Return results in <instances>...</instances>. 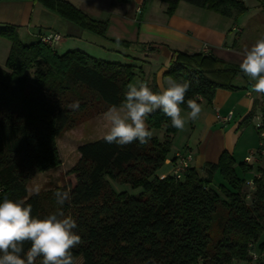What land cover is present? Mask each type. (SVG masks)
Instances as JSON below:
<instances>
[{"label": "trees", "instance_id": "obj_1", "mask_svg": "<svg viewBox=\"0 0 264 264\" xmlns=\"http://www.w3.org/2000/svg\"><path fill=\"white\" fill-rule=\"evenodd\" d=\"M35 1L95 35L107 32V22L93 19L67 0ZM159 1L167 4L169 17L180 3L233 21L248 10L238 0ZM260 3L264 8V0ZM17 33L14 26H0L1 38L12 44L6 68L0 69V201L5 195L24 199L32 205V215L41 218L58 209L71 215L77 223L74 231L82 239L73 249L81 264L253 262L251 246L264 234V172L259 170L253 181L252 203L247 200L246 180L240 176L251 173L252 167L237 164L227 152L217 164L190 168L182 181L173 176L158 179L155 174L167 161L178 133L160 110L150 114L146 123L150 131L164 129L163 143L152 137L147 145L133 142L121 147L103 139L84 144L61 188L29 195L27 186L35 176L62 165L57 141L72 124L74 111L68 105L75 98L83 103V90L108 108L119 105L136 74L132 65L98 60L80 50L59 55L41 36L24 43ZM239 75L244 76L239 66L212 54L180 51L172 52L165 74L178 82H191L181 105L185 112L188 99L210 104L218 90H235L233 82ZM149 86L159 90L154 82ZM217 174L224 183L215 189ZM106 177L143 192L135 197L116 194ZM68 189L71 199L57 205L54 193ZM29 246L26 243L25 249ZM259 249L264 250V244Z\"/></svg>", "mask_w": 264, "mask_h": 264}, {"label": "crops", "instance_id": "obj_2", "mask_svg": "<svg viewBox=\"0 0 264 264\" xmlns=\"http://www.w3.org/2000/svg\"><path fill=\"white\" fill-rule=\"evenodd\" d=\"M238 1L243 2L248 9L239 19L242 26L239 25V20L236 24L231 25L230 21L232 20L230 19L217 20L215 13L201 9L213 15L206 16L192 8H185L183 7L185 3H180L173 18L161 16L158 19H146L143 28L140 26L137 29L135 42L123 39L125 37H121L120 32L125 20L129 21V25H132L133 11L135 14L145 12V0H114V7H99L100 4L98 5L96 0L78 1L79 6L77 5V7L80 10L95 20L107 22L109 29L113 26L117 28L116 22L119 21L118 30L113 35L108 31L105 38H100L82 29L46 9L35 0H0V26H14L21 33L29 36L30 43L37 41L42 35L59 33L63 37L61 43L55 48L59 55L80 50L95 59L106 61L105 58L117 57L116 53H119L121 61L112 63L134 66L136 74L134 81L139 79L148 82L149 85L154 82L159 89V85L168 79L165 74L168 72L173 51L189 54H212L226 63L239 66L243 58V49L250 47L258 38L257 35L260 36L264 33V8L261 6L260 0ZM135 20L133 19V21ZM111 21L115 23L112 25ZM253 24L254 27H252ZM232 33H235L239 39L247 33L249 35L254 33L256 39L238 42L232 37ZM141 35L143 37L142 45L139 41ZM150 41L153 42V45L157 44L156 42L160 43L162 49L157 50L152 44L147 46L150 45ZM241 43H243L242 46ZM120 47L122 50H118ZM238 78H240L239 83L235 84ZM251 83L254 81L239 75L233 82L235 90L220 89L212 103L202 101V113L199 119L194 122H213L214 125L201 131L197 129V126L191 128L192 133L183 150L177 149L171 157L167 158L173 167L176 156L185 152H190L193 155L190 168L198 170L202 169L205 164H217L224 152L232 155L237 164L245 163L251 154L257 152L260 139L257 126L255 127L254 124L264 126V95L251 92ZM230 113H233L231 119L224 121ZM99 121L102 119L99 118ZM151 131L152 137L158 140L164 133V129L158 132ZM156 133H161V135L156 136ZM100 139H102V135L80 144L78 148ZM248 165L252 167L251 175H254V179L260 176L259 170L264 172V150ZM254 179L248 182H252ZM263 238L264 234L259 243L253 246L258 250L259 254L256 253L259 261H253L251 264H260L264 258V250L259 249L260 244H264ZM241 263L246 264L245 262Z\"/></svg>", "mask_w": 264, "mask_h": 264}, {"label": "clouds", "instance_id": "obj_3", "mask_svg": "<svg viewBox=\"0 0 264 264\" xmlns=\"http://www.w3.org/2000/svg\"><path fill=\"white\" fill-rule=\"evenodd\" d=\"M239 69L254 81L251 92L264 95V34L243 49ZM190 87V81L178 82L171 77L159 85V90L142 80L128 83L121 103L109 107L101 117L102 139L121 147L133 142L147 145L153 133L146 121L157 110L170 118L171 127L184 131L186 124L199 119L203 110L195 99H188L189 111L182 115L181 105ZM79 107V101L68 105L73 111ZM40 191V185L28 189L30 195H39ZM54 196L56 204L63 206L71 199L70 189L58 190ZM76 228V220L59 209L42 218L33 216L31 204L5 195L0 201V264H36L38 258L40 264H78L73 249L82 244V239L74 231ZM26 243L30 245L27 249Z\"/></svg>", "mask_w": 264, "mask_h": 264}, {"label": "rangeland", "instance_id": "obj_4", "mask_svg": "<svg viewBox=\"0 0 264 264\" xmlns=\"http://www.w3.org/2000/svg\"><path fill=\"white\" fill-rule=\"evenodd\" d=\"M67 1L71 2L73 5H75L77 7V5L79 4L78 1H82V0H67ZM96 1H97L98 5L100 4L99 7L100 6H102V7H105V6L114 7L115 6V3L112 0H96ZM167 7H168L167 4L162 3L159 0H146L145 5H144L145 12L143 14H142V12L135 14V11H133V16L131 18L132 25H129L130 24V23H128L129 21L125 20L123 23L124 25L121 28L122 30L120 32V36L125 37L123 39H127L129 41L135 42V39L137 37V29L140 26L143 28V24H145L146 19H149V18L150 19H158V18H161V16H165L166 18H173V16H175V14H174L172 17H169L166 14ZM183 7L192 8L193 10L201 12L202 14H206V16H213V15H210L212 13H210V14L206 13V12L202 11L201 9H198L197 7H191V5H189L187 3H185L183 5ZM162 11H164V13H162ZM134 15H135V17H134ZM242 16L243 15H241L236 21H233V20L230 21L231 25L236 24V22ZM215 18H217V20H226L224 17L219 16V15H216ZM133 19H136V20L133 21ZM114 23H115L114 21H111L112 25ZM238 23L240 26H242V22L240 20ZM118 25H120L119 21L116 22L117 28L113 26L112 28L109 29V26H108V29H107L105 36H99V37L105 38L108 34V31H109V33H111V35H113L116 32V30H118ZM252 27H254V24L252 25ZM17 31H18L17 35H18V38L20 40H23L25 43H30L29 42V36L27 34H25L23 32L21 33V31H19V30H17ZM232 37L237 39L238 42L239 41L243 42L246 40L247 41H251V40L254 41L256 39V38H254V33L250 34V35L247 33L246 35L242 36L241 39H239L235 33H232ZM257 37H259V36L257 35ZM142 39H143L142 35L139 36V41H140L141 45L143 43ZM152 43L153 42L150 41V45H147V46H151ZM156 43L157 44H154V45L152 44V45L155 46L157 50L162 49L161 44L158 42H156ZM242 45H243V43H241V46ZM11 47H12L11 42L5 38H1V36H0V69L6 68V61L8 60ZM118 50H122V47L118 48ZM116 56L117 57H111V58L108 57L105 59H107L106 61H110V62L121 61V58H119V57H121V55L119 53H116ZM116 58L119 60H114ZM140 67H142V66L140 65ZM139 75H140V73H139ZM240 78L236 79L235 84L239 83ZM138 80L139 79H136V81H138ZM136 81H134V82H136ZM81 95L83 97V103H81L80 100H78L76 98L74 100L79 101L80 106H81V104H83V105L85 104L84 108L81 107L80 109L73 112L71 126L62 134V136L57 141L58 149H59L61 160H62L61 167L38 174L29 182V184L27 186L28 189L33 185H40V187H41L40 193H43V192H49L51 190H55L56 188H61L69 180V177H70L69 172L75 167L76 163L78 162V159H79L78 146L80 144L88 141V140H93V139H96V138L100 137L101 135H103L104 129L102 126V121H99V118L101 120V117H102L104 111H106L108 109V107L104 103H102L95 94L91 93L88 90L81 91ZM186 114H187V112L182 111V115L186 116ZM212 125H214L213 122H192V121H189L185 126V130L184 131H178L176 136L173 138L172 143L170 145V151L168 152L167 158L171 157L172 154L177 149L183 150V148L185 147V145H186L187 141L189 140V137L192 133L191 128L193 126H197V129L199 131H201L204 128L212 127ZM254 125H255V127L257 126L256 123ZM252 128H253V126H252ZM158 131L159 130H155V132H158ZM163 132H164L163 136L159 140L161 143H163L165 141V136H166L165 131H163ZM156 134H157L156 136L161 135V133H156ZM259 139H260V136H259ZM260 142H261V139H260ZM173 171H174V168H173V165L171 164V161L167 160L163 164V166L159 170H157L155 177H157L158 179H165L167 177L173 176ZM240 176L242 178H244V180H246V182L254 179V175L253 174L251 175V173L241 174ZM106 181H107L108 185L110 186L111 190L116 194L128 193L130 196L135 197V196L140 195L143 192V190L140 188L135 189L129 183H125V182L121 183L118 181H114L110 177H106ZM213 183H214L213 187L215 189H217V186H219L220 184H223L224 180L222 179V177L219 174H217L214 177ZM212 235H213L212 239L216 240L218 237L217 231L214 230ZM263 240H264V238H263ZM256 252L258 253L257 249L251 248V253L257 255V257H258L259 253L257 254ZM258 261H259V259L257 260V262ZM241 262L242 261H236L233 264H242ZM81 263H82V261L79 260L78 264H81ZM261 263L264 264V258L262 259V262H260V264Z\"/></svg>", "mask_w": 264, "mask_h": 264}, {"label": "built area", "instance_id": "obj_5", "mask_svg": "<svg viewBox=\"0 0 264 264\" xmlns=\"http://www.w3.org/2000/svg\"><path fill=\"white\" fill-rule=\"evenodd\" d=\"M40 39L44 44L52 48H56V46H58L60 42L62 41L63 37L59 33L54 32V33H48L46 35H42ZM232 116H233V113H230L229 116L224 119V121H229ZM257 130L259 132V136L261 139V142L259 144V149L257 150V152H255L254 154H251V156L247 158L246 160L247 164L251 163L254 160V158H258V156L264 150V126L261 124L257 125ZM192 160H193V155L190 152H185L182 154H178L176 156L174 167H173L174 168L173 177L177 181H182L185 179L190 169V163L192 162ZM246 187L248 188L247 200L252 203L253 195L255 192V186H254L253 181L247 182ZM251 248H253V245L251 246ZM251 256L253 258V261L258 260V257L255 254L251 253Z\"/></svg>", "mask_w": 264, "mask_h": 264}]
</instances>
